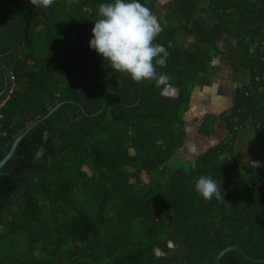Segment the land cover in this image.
I'll return each mask as SVG.
<instances>
[{"label":"trees","instance_id":"obj_1","mask_svg":"<svg viewBox=\"0 0 264 264\" xmlns=\"http://www.w3.org/2000/svg\"><path fill=\"white\" fill-rule=\"evenodd\" d=\"M102 2L0 0V92L9 81L0 161L62 103L0 169V264H214L237 242L264 258V0H209L189 18L157 14L154 42L169 52L159 84L133 81L89 48ZM226 35L248 80L198 128L213 136L220 121L227 135L180 161L192 95L215 84ZM250 128L260 164L238 157ZM200 175L221 184L224 201L194 191ZM220 264L264 262L231 250Z\"/></svg>","mask_w":264,"mask_h":264},{"label":"clouds","instance_id":"obj_2","mask_svg":"<svg viewBox=\"0 0 264 264\" xmlns=\"http://www.w3.org/2000/svg\"><path fill=\"white\" fill-rule=\"evenodd\" d=\"M47 2V0H46ZM88 46L116 72L136 82L165 83L169 52L155 43L162 29L152 10L142 0H105L98 6ZM194 191L205 200L224 201L222 186L208 175L194 180Z\"/></svg>","mask_w":264,"mask_h":264},{"label":"rangeland","instance_id":"obj_3","mask_svg":"<svg viewBox=\"0 0 264 264\" xmlns=\"http://www.w3.org/2000/svg\"><path fill=\"white\" fill-rule=\"evenodd\" d=\"M209 0H151L150 8L153 15L157 14L164 15L168 19H173L176 14H180L185 18H189L199 14V7L208 3ZM192 40V39H191ZM222 49L225 51V55L218 57V62L221 64L222 68L225 70L224 77L227 83H231L233 80H238L240 85L249 77V73L246 69L240 66V63L235 54V43L233 39L226 35L221 41ZM224 79L222 82L216 83L213 89H200L197 87L192 95V101L189 111L185 115L188 137L184 145V149H181L175 158H178L186 161H194L196 156L203 152L206 148L215 145L218 140H221L225 135H227V130L222 126L219 127L217 134L213 136H203L198 132V126L200 125L203 117L206 113L220 114L225 108L230 107L232 104L233 96L235 94L234 86L229 88V90L224 86ZM237 84V83H236ZM225 87V94L219 96L222 89ZM219 89V93H216V90ZM170 95H173V91H169ZM216 94V95H215ZM218 97V98H217ZM221 100V101H220ZM225 100L224 102H222ZM220 105H213V104ZM220 122V121H219ZM218 122V123H219ZM190 141H188V139ZM192 144L193 147L192 156L187 153L186 147ZM217 141V142H216ZM188 142V143H187ZM238 157L240 161H245L251 159L255 164H260V161L256 158V152L258 150V143L253 136V130L250 128L248 130L241 131L239 140H238ZM172 159L170 165H173L174 161Z\"/></svg>","mask_w":264,"mask_h":264},{"label":"water","instance_id":"obj_4","mask_svg":"<svg viewBox=\"0 0 264 264\" xmlns=\"http://www.w3.org/2000/svg\"><path fill=\"white\" fill-rule=\"evenodd\" d=\"M9 85V81L8 79L6 80V86L4 88L3 91L0 92V96H2L5 91L7 90V87ZM173 90V92L175 93V96H178V89L177 88H171V87H167L165 89V93L169 94V91ZM62 105V103L57 104L54 107H51L48 111V113L44 116H42L41 118L34 120L32 122H30L25 130L23 132H21L18 137L15 139L10 151L7 153V155L0 161V169L7 163V161L14 155L20 141L26 136L28 135V133H30L38 124L39 122H41L42 120L48 118L52 113L55 112V110H57L60 106ZM231 250H238L245 258L254 261V262H264V258H254L252 256H250L249 254L246 253V251L240 246V243L237 242L234 245H228L226 248H224L222 251H220L219 253H217L215 255L214 258V264H220V261L222 259V257L229 251ZM160 253V251H159Z\"/></svg>","mask_w":264,"mask_h":264},{"label":"crops","instance_id":"obj_5","mask_svg":"<svg viewBox=\"0 0 264 264\" xmlns=\"http://www.w3.org/2000/svg\"><path fill=\"white\" fill-rule=\"evenodd\" d=\"M158 20V19H157ZM222 47V46H221ZM224 51V50H223ZM226 53H225V51H224V53L222 54V55H225ZM219 57H221V55L219 56ZM219 59V58H218ZM218 59L216 58V60H215V64H217V65H220L221 66V64L218 62ZM224 73H225V70L222 68V66H221V71H220V73H219V75H218V77H217V80H216V82H215V84L213 85V86H210V87H205L204 89H207V90H210V89H213L214 87H215V85H216V83H218V82H222L223 81V79H224V86H229V87H226L228 90H229V88H232L233 86H234V91L236 92V89L240 86V83H239V81L238 80H233L230 84L229 83H227V81H229L230 82V80H226V78L224 77ZM237 83V84H236ZM225 87H223V88H219V89H222L223 91L221 92V94L219 95V96H223L222 95V93H224L225 92V90H227ZM219 89L218 90H216V89H214V90H216V93H219ZM170 91H173V90H170ZM225 94V93H224ZM170 95V94H169ZM216 95V94H215ZM172 96H175V93L172 95ZM218 98V97H217ZM221 101V100H220ZM225 100H223L222 102H224ZM232 103V102H231ZM213 105H220V104H213ZM231 105V104H230ZM229 107H227V108H225V109H228ZM224 109V110H225ZM223 110V111H224ZM207 114V113H206ZM204 118V117H203ZM203 120V119H202ZM202 122V121H201ZM201 124V123H200ZM187 126V125H186ZM200 126V125H199ZM199 126H198V128H199ZM222 127V125H221V123L219 122V123H217L216 124V129H217V132H216V134L218 133V129H219V127ZM204 136V135H203ZM190 139L191 138H189L188 139V141H190ZM220 140H218V142H219ZM217 142V141H216ZM188 143V142H187ZM193 142H192V140H191V145H189V143H188V146H186V147H190V149H187V153H189V155H191L192 156V151L194 150L193 149V147H195L193 144H192ZM185 145V144H184ZM184 147V146H183ZM180 148L179 149V151L181 150V149H184V148ZM209 148V147H208ZM207 149V148H206ZM205 149V150H206ZM204 150V151H205ZM178 151V152H179ZM202 153V152H201ZM201 153H199V154H201ZM198 154V155H199ZM177 155V154H176ZM197 155V156H198ZM196 156V157H197Z\"/></svg>","mask_w":264,"mask_h":264},{"label":"built area","instance_id":"obj_6","mask_svg":"<svg viewBox=\"0 0 264 264\" xmlns=\"http://www.w3.org/2000/svg\"><path fill=\"white\" fill-rule=\"evenodd\" d=\"M12 80H13V81L15 80V77H14V76H12ZM12 92H13V89H11V90L9 91V94L12 93ZM6 100H7V99H6ZM6 100H4L3 103H5ZM3 103H2V104H3ZM0 107H1V105H0ZM1 135H6V132H4V131L2 130V126H1V124H0V136H1Z\"/></svg>","mask_w":264,"mask_h":264},{"label":"flooded vegetation","instance_id":"obj_7","mask_svg":"<svg viewBox=\"0 0 264 264\" xmlns=\"http://www.w3.org/2000/svg\"><path fill=\"white\" fill-rule=\"evenodd\" d=\"M172 245V244H171ZM158 253H159V251H158ZM161 253V252H160Z\"/></svg>","mask_w":264,"mask_h":264}]
</instances>
